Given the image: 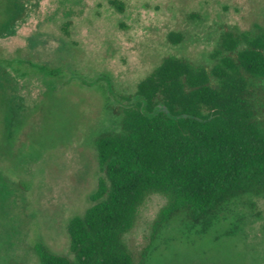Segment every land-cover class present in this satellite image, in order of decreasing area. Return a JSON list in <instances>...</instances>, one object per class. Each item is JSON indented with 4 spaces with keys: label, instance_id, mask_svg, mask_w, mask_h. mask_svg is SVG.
<instances>
[{
    "label": "rangeland",
    "instance_id": "obj_1",
    "mask_svg": "<svg viewBox=\"0 0 264 264\" xmlns=\"http://www.w3.org/2000/svg\"><path fill=\"white\" fill-rule=\"evenodd\" d=\"M118 1L121 11L111 0H0V59L22 60H0V264H39L36 241L71 256L66 223L89 206L98 177L92 138L117 125L108 104L131 103L122 96L133 101L164 55L210 64L224 26L264 25V0ZM251 200L204 238L162 228L148 264H264V197ZM165 202L152 193L137 208L123 236L135 258ZM234 220L236 233L214 241Z\"/></svg>",
    "mask_w": 264,
    "mask_h": 264
},
{
    "label": "trees",
    "instance_id": "obj_2",
    "mask_svg": "<svg viewBox=\"0 0 264 264\" xmlns=\"http://www.w3.org/2000/svg\"><path fill=\"white\" fill-rule=\"evenodd\" d=\"M111 4L122 10L118 0ZM167 38L176 44L183 36L170 32ZM208 57L210 64L164 55L137 81L133 101L132 95L122 96L131 103L107 105L117 125L92 138L98 177L89 206L66 223L71 256L36 241L39 264H148L162 228L175 223L183 235L204 238L233 206L264 197V25L224 26ZM152 193L166 202L135 258L123 236ZM239 227V220L230 221L214 241Z\"/></svg>",
    "mask_w": 264,
    "mask_h": 264
}]
</instances>
